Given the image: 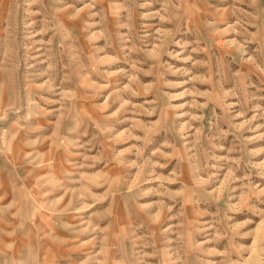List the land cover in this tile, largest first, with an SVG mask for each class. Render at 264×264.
Returning a JSON list of instances; mask_svg holds the SVG:
<instances>
[{
    "label": "rangeland",
    "instance_id": "374dc122",
    "mask_svg": "<svg viewBox=\"0 0 264 264\" xmlns=\"http://www.w3.org/2000/svg\"><path fill=\"white\" fill-rule=\"evenodd\" d=\"M0 264H264V0H0Z\"/></svg>",
    "mask_w": 264,
    "mask_h": 264
}]
</instances>
